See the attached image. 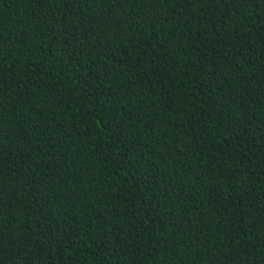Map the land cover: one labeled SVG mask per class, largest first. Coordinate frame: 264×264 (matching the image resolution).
I'll use <instances>...</instances> for the list:
<instances>
[{
  "label": "trees",
  "instance_id": "obj_1",
  "mask_svg": "<svg viewBox=\"0 0 264 264\" xmlns=\"http://www.w3.org/2000/svg\"><path fill=\"white\" fill-rule=\"evenodd\" d=\"M0 264H264V0H0Z\"/></svg>",
  "mask_w": 264,
  "mask_h": 264
}]
</instances>
